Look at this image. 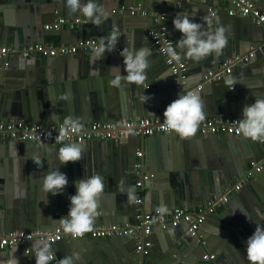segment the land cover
<instances>
[{
    "label": "water",
    "instance_id": "obj_1",
    "mask_svg": "<svg viewBox=\"0 0 264 264\" xmlns=\"http://www.w3.org/2000/svg\"><path fill=\"white\" fill-rule=\"evenodd\" d=\"M115 1L117 0H98L99 4L106 7L110 13L108 18L99 25H93L88 22L87 18L81 13L83 23L82 27L80 26L82 31L79 34V27L73 29V31L65 26L52 29L45 28V18H53V14L56 17L51 22L59 16H70L68 9L65 7V0H0V44L9 43L10 45L17 46L22 43L44 41L45 43L57 46L62 42H76L79 37H96L99 40L103 39L108 44L107 38L110 34L113 31L118 33L117 49L105 51L106 54H103L99 60H93V53H89L88 55L77 53L50 56L51 59H59L61 66L56 70L53 69L46 73L43 86L38 83L32 86L28 81L23 80L20 75L14 74L11 70L12 66L4 69L3 59L0 57V87L12 75L15 77L12 81L17 84V86L13 87V89L15 88L13 96L7 95L8 91L9 93L13 91L11 90L12 86H5L6 90L0 92V97L3 98V100L0 99L1 120L23 119L34 124H44L62 122L66 118H71L75 123L81 122L86 124L100 120H121L126 117H151L156 116L160 111L164 113L166 106L176 99L178 94L186 93L185 89L175 90V83L174 81L171 82L169 78L172 75L165 68L162 55L155 51L149 55V58L147 57L148 67L145 69L146 81L143 84L131 83L133 87L129 89L128 81L124 79L121 80L119 86L109 83L110 79L114 77V72L110 70L109 61L114 55H119L122 47L123 49L132 48L133 46L138 48L144 44L145 40L142 36H144L145 25L141 19H147L148 21L149 17L154 16V13L151 16L148 14H132L129 9L130 7H141L142 9L157 12L155 16L159 18V25L167 22L169 30H171L176 40L182 34L174 28L173 18L178 13L182 14L185 12L181 13L184 10L183 5L179 6L178 13L174 12L176 9V5H173L174 0H118L122 4V7L114 11L112 4ZM229 2L231 3V0H220L217 3H214L213 0H205L201 9L196 11V14L192 16L187 14L190 19L200 23L202 30L205 32H212L220 26H223L225 29L227 42L221 54L219 56L209 54L200 60L204 73L218 70L223 62L234 55L254 52V55L261 56V52L264 53V47L259 45V43L264 41V22L258 23L253 16L231 15L228 9ZM25 4L32 6L34 9H32V13H29V21L26 16V12L29 9L27 10ZM212 4L219 6L217 12L211 10ZM18 6H20L17 9L19 10L18 14L22 17L24 15L26 19L21 24L15 23L10 19L13 8ZM164 9L167 12V16L161 20V14ZM131 41L134 42V45H131ZM146 43L150 46L154 45L152 40ZM252 58L249 62H245V64L240 63L233 67L232 74L240 67H244L245 71L249 70L250 72L247 74L250 77H245V80L241 84L238 83L236 89H230L229 84L226 83L223 77L220 80L206 83L202 89L198 90L199 93L203 90L204 94L207 92L212 96L208 97L204 103L205 118L209 116L219 117L221 115L242 117V109L246 104L253 103L255 98L264 97L263 86L260 85L259 79L254 80L253 76L255 75L252 72L253 68H258L261 71L260 77H264V66H261L259 61H253ZM31 60L32 58L27 57L25 63L28 66L33 65L34 60L33 62ZM188 60L190 68L195 61L191 58H188ZM76 61L80 63L77 69L74 66ZM99 61H101V64ZM97 64L100 66L97 67ZM115 64L114 61L111 62V65ZM120 64L121 75L123 77L126 75L123 59ZM82 75L87 78V82L82 88H78L77 82ZM4 77L5 79H3ZM149 80L152 82V88L145 89L144 86ZM158 87L162 88L165 93L159 94ZM52 89L53 92H50ZM70 90H72L71 93L75 96L73 100ZM48 91L53 93L54 96L50 93L48 94ZM102 92H110L111 95L107 96V99L104 101L102 100ZM113 93L115 95H124L125 98L117 99L114 103L109 104L110 97L114 95ZM143 94L149 97L146 102H144ZM171 134L172 139H176V134ZM193 135L197 136V134ZM138 136L139 146L147 148L145 150L146 162H144V170H146L149 167L147 162L149 150L151 149L153 154V150L158 149L161 141L167 137L156 134ZM207 136L214 142L225 141L227 139L226 136H230L235 140L248 139L243 135L234 136L211 133ZM187 138L190 137H183L182 141ZM64 143L78 144L81 148V159L67 162L66 166H64L62 172L66 174L68 183L63 191L56 195H52L51 193L46 194L43 191L42 180L48 172L56 169V165L52 163L54 157H50L53 156L54 151L57 153L60 147L52 146V142L47 140L21 141L10 139L8 142L0 144V158L9 167L7 175L0 177V233L15 229L33 230L40 228L52 230L62 225L59 219L67 214L69 210V198L76 192L74 182L78 179L97 174L103 178L104 189L97 198L96 216L93 225L113 222L138 224L136 215L140 204L135 202L136 196H132V188L130 186L126 187L130 185V179L137 181V177L131 175V170L134 171V165L137 160V158L131 159L130 151H132V157H134V149L131 148V145L121 142L120 139ZM37 150H41L44 153L43 157L38 152L36 153ZM36 154L41 156L42 160L39 157L36 158ZM42 161L46 163L45 167L42 166ZM120 162L121 165L124 163L121 167L126 172L125 176H121L116 172L118 171ZM152 162L153 164L150 169L156 172V174L152 179L145 181L142 187L143 190L150 183L160 180L165 182V178L167 176L169 178V173L165 172L164 168L155 167L154 159H152ZM230 171L233 174L234 169L231 168V170H227L226 172L225 170L223 171L227 173V177L223 175V179L230 181L226 186L232 182ZM104 174L108 177L109 187L114 188L116 193L120 191L121 194L117 193L118 195L114 196L104 193L107 189V181L105 182ZM254 178L256 184L262 182L259 173L254 174L252 179ZM168 181L165 182L166 184H162L163 187L168 189V196L172 200H180L182 204H185L186 196H184L182 186L178 184L175 187V182H172L171 179ZM263 184L262 187L264 188ZM258 189L256 193L264 199V189H261L262 191ZM222 190L220 186L212 184L207 189L209 195L206 198L210 199L214 194L220 195ZM204 195H206V191ZM157 204L162 205V200L158 201ZM251 221L253 220L247 219L244 227H239L238 225L234 227L230 221L221 227L236 234H240V229H247L246 233L250 236L256 226L249 225L258 224L256 222H252L251 224ZM261 225L263 224L261 223ZM183 226V223H178L161 228L168 233L169 249L167 250V254L176 251V248L181 250V245H178V243H184ZM199 233L200 235L203 234L201 231ZM115 237L122 238L120 240H111L110 237L93 238L86 236L78 239H62L52 243V247L55 250H60L58 253L59 259L66 255L72 256L73 264H122L119 260V257L122 256L125 257L123 264H130L132 260H135V262L140 260L145 264L147 256L138 252L136 247H134L133 238L136 237L135 235H119ZM191 237L196 241L198 240L197 237ZM202 238L204 240V234ZM213 244V246L216 245L215 248L218 251L223 247V243L219 238L215 239ZM136 245L137 242H135ZM198 245L200 244L198 243ZM229 255L235 259L231 253ZM13 256L18 258L19 264H35L33 249L29 244L14 245L5 249L0 248V264H8V261ZM166 258L162 262L163 264H175L172 258ZM154 259L158 260V257ZM181 263L180 261L178 264ZM50 264H60V261L55 257ZM187 264H193V262L190 261Z\"/></svg>",
    "mask_w": 264,
    "mask_h": 264
},
{
    "label": "crops",
    "instance_id": "obj_2",
    "mask_svg": "<svg viewBox=\"0 0 264 264\" xmlns=\"http://www.w3.org/2000/svg\"><path fill=\"white\" fill-rule=\"evenodd\" d=\"M204 1L205 0H174L173 5L174 6L176 5V9L174 12L178 13L177 11L179 10V6L183 5L184 10H182L181 13L185 11L182 14H188L192 16L196 14V11L201 9ZM213 1L214 3L215 2L217 3L220 0H213ZM100 4L102 5L101 1H100ZM121 5L122 4H120L119 1L117 0L112 4V7L115 11V10L120 9L122 7ZM25 6L27 7V10L29 9L28 12H26L27 20L29 21L30 20L29 13L33 12L32 11L33 8L32 6H29L28 4H25ZM19 7L20 6L13 8V12L10 14V19L14 21L15 23L18 22V24H21L26 19L24 15L22 17L20 14H18L19 10L17 9ZM259 7L264 12V3L259 4ZM216 8L218 11L219 6H216V4H212L211 10L214 11ZM230 8H232V4L229 2L228 9ZM145 10L148 12L149 16H151V14L153 13H154V16L149 17L148 21L147 19H141L143 20L142 23L145 25L144 36H142V38H144L145 41L143 42L144 44L140 45L138 48L147 49L148 58H149V55L153 51L159 53L158 48L155 44L153 46H150L149 44L146 43L148 41H151V39L147 35V31L149 29H153L159 26V20H158L159 18L155 16L157 15V12H154V10H148V9H145ZM78 13L79 11H77L76 14H70V16H64V17H78V16L82 17L81 13L79 15ZM163 13L165 14L167 13L165 9ZM55 17H56L55 14H53V18L52 17L45 18V25L48 23H51V21ZM163 23L168 33L174 38L175 41H177L175 37L172 35L171 30H169V26L167 22H163ZM29 27H30V24H29ZM81 27L78 28L79 34H80V31H82ZM84 38H96V37H84ZM80 39H83V38L79 37L78 40ZM34 42H31V43H34ZM36 42L45 43L44 41H36ZM63 43H68V42H62L60 44H63ZM69 43H75V42H69ZM130 43L131 45H134L133 41H131ZM47 44H50V43H47ZM23 45H26V44L22 43L20 45L15 46V45H10L9 43H1L0 48L4 46L20 47ZM259 45H262L264 47V41L259 43ZM117 47L118 46L116 44L115 48L117 49ZM259 49H262V48H259ZM80 53L83 55L89 54L86 52H80ZM244 54L245 53H240L234 56L244 55ZM260 55L261 56L257 54L254 55L252 60L259 61L261 63V66H264V53L261 52ZM183 57L189 63L188 58L185 56ZM232 57H229L227 60H229ZM26 58L27 57H23L21 55H15L11 57L10 66H12L11 70L14 72V74H17L18 76L20 75L23 80L28 81V83L31 84L32 86H34L35 84L37 85V83L43 86L44 78H46V73H48L49 71H52L53 69L56 70L61 66L59 59L58 60L51 59L49 56L48 57H44V56L30 57L32 58L31 62H33L34 60V63L33 65L28 66L27 63H25ZM122 59H123V56L121 55V52H119V55H114V57L109 61V64L111 67L119 66L121 69L120 63ZM112 61H114V64L115 63L116 64L111 65ZM99 62L101 64V61ZM79 64L80 63L77 61H76V64H74L76 69L77 67L79 68L80 66ZM163 64L165 68L167 69L168 73L172 75V77H169L171 82L174 81L175 83L174 76L173 74H171L172 72L170 68L168 67V65L166 64L164 57H163ZM200 64H201V61H195V63L192 66H190L189 76H188V81H187L188 87H192L196 85L199 81H201L203 75L206 74L203 72ZM99 66L100 65L97 64V67ZM8 68H5V69H8ZM2 70L4 69L2 68ZM232 72L229 76L227 75L224 77L226 80V83L229 84L230 89H236L238 83L241 84L242 81L245 80V77H250L249 75H247L250 73L249 70L245 71L244 67H240L236 69V71H234L233 74ZM252 72L254 73L255 76H253ZM252 72L251 74L254 80L259 79L258 81H260V85H262L264 89V77H260L261 71L258 68H253ZM5 77L3 79H5ZM14 78L15 77L13 75L8 77L9 80L5 81L2 84V87H0V92H3L6 90L5 86L6 87L12 86L11 90L13 91H11V93H9L8 91L7 95L9 96L10 94L11 96H13V92L15 90V88L13 89V87L17 86V84H15L12 81ZM79 78L81 80L80 79L78 80L77 85L79 86L78 88H82L83 85L86 84L87 78L83 75L80 76ZM128 85H129V89L133 87L131 86L130 82H128ZM160 85L162 86V84ZM144 88L145 89L152 88V82L150 80L146 82ZM175 90L179 91L182 89L176 88V83H175ZM50 92H53V89ZM50 92L48 91V94ZM71 92L72 90H70V94L73 100L75 96ZM158 93L164 94L165 91L162 90V88L158 87ZM50 94L54 96L53 93H50ZM113 94L114 95L110 97L109 104L114 103L117 99L125 98L124 95H121V94L115 95V93ZM110 95H111L110 92H102V100L105 101L107 99V96H110ZM200 96L203 101V110L205 112L204 103L207 101L208 97H212V96H210V94L207 92L204 94L203 90L200 91ZM61 97L63 98L62 95ZM0 99L3 100L2 97H0ZM221 116H234V115H221ZM155 117H163V112L160 111V113L157 114ZM214 117H218V116H209L207 118H214ZM236 117H239V116H236ZM107 121L109 122L110 120H107ZM113 121H118V120H113ZM79 123L83 124L81 122ZM88 123H91V122H88ZM175 134H176V139L175 138L172 139L171 133L156 134L158 136H166L167 138L161 141L158 149L156 148L155 151L153 150V154L151 152V149L149 150L147 154L148 156L147 162L149 164V167H147L145 171L153 172L150 168H151V165L153 164L152 159H154L155 167H162L165 169L164 170L165 172L169 173V178L167 176V178H165V182L166 181L169 182L168 180L171 179L172 182L176 183L175 187H177L178 184L182 186L183 191H184V196H186L185 197L186 203L182 204L180 200H177V201L172 200L168 196L169 195V192L167 191L168 189L162 186V184H166V183L162 182L161 180L156 181L155 183H150V185H146L145 189L143 190L142 187L141 188L137 187V181H135V179H132V180L130 179V182H129L130 185L126 187L130 186L132 188L133 190L132 196H136L135 202L140 196L144 199L143 206L146 210H152V209L160 208L161 206H164L167 209L166 213H171L178 207L196 208L208 200V198H206L209 195V193L207 192V189L210 188L212 184L220 186V188L223 189L221 192L222 194L229 185L233 184L240 176H242L245 173L246 169L249 166V162L251 160L259 159L260 157H262L264 153V145L260 144L257 140H252L251 138H248L245 140H242V139L235 140L230 136H226L227 139L225 141L214 142L210 140L208 136L191 135L189 136L190 138H187L186 140L182 141L183 137L180 136L178 133H175ZM138 138H139L138 135L131 134L128 138L120 139V140L121 142H126L131 145V148L134 149V152H133L134 157H132V151H130L131 159L137 158L136 163L141 162L144 168L145 166L144 162H146L145 161V158H146L145 150H147V148H143L142 146L141 147L139 146ZM9 140L0 139V144L6 143ZM62 144H68V143H64V142L52 143V146L60 147ZM137 151H142L143 154L141 157L137 156L136 154ZM37 152L38 154H41V156L43 157L44 153L41 150H37L36 153ZM57 153L56 151H54L53 156L50 158L54 157L52 160V163L56 165L55 167L56 169H59L62 172L67 162L61 163L59 159L57 158ZM41 156L36 154V158L39 157L42 160ZM136 163L134 165V171L131 170V175H133L134 177L136 176L135 174ZM41 164L43 167L46 166V163L44 161H42ZM119 164L120 165L118 166V171L116 172H118L121 176H125L126 172L125 170H122V167H121L124 165V163L123 165H121V162ZM231 168L234 169L233 174H232V171H230L232 182L229 183L228 186H226V184L230 181H228V179L226 180L223 179V175L227 177V173H224L223 171L225 170L226 172L227 170H231ZM8 172H9V167L0 158V177H5ZM153 173L156 174V172H153ZM259 174L261 175V180H262L261 183L256 184L255 178L250 179L249 182L243 185L242 190L239 189L235 193H232L226 203L218 206L217 209L213 213H210L207 216V219L205 220V222L202 224L200 228V231L204 234V237H205L204 240L202 238V242L192 239L188 231L187 224L183 223L185 226V227L184 226L182 227L183 232H184L183 234L184 243H178V245H181V250L180 249L178 250L176 248V251L171 252V254H167V250L169 249V241L167 239L168 233H166V231L161 228L154 229L152 234L149 236V238L152 241V249L150 250L149 254L146 255L147 257H146L145 264H160L165 259H167L166 257L172 258L173 263L175 264H178L180 261L182 262L181 264H187L190 261L193 262V264H249V261L246 258V252H245L246 240L249 237L246 233L247 229L245 230L240 229L241 230L240 234H236L234 232H229L225 230L221 226L223 224H226V222L230 221L232 222L234 227L237 225L239 227H244L245 225L244 223H246L245 221L247 219L253 220L251 221V224L252 222H256L260 225L261 223L264 225V199L261 197V195L258 196V194L256 193L258 188H259L258 190L264 189L262 187V184L264 183V171H262ZM107 178L108 177L105 175V182L107 181L106 183L107 189L105 190L104 193L109 194V195H114V196H117L118 195L117 193L121 194L120 191L116 193L114 191V188L109 187ZM205 191H206V195H204ZM214 195H217V194H214ZM263 197H264V194H263ZM160 199L162 200V205L157 204L158 201H161ZM106 224L108 223H104L100 225H106ZM109 224L127 225L131 223L130 222H124V223L113 222ZM100 225H93V227L100 226ZM249 226L254 227L256 225H249ZM36 229H40V228H36ZM203 234L201 235V237L203 236ZM110 238L111 240H120L122 237L114 236ZM126 238H131V237H126ZM134 238H133L134 247H136L135 242H137L138 238L136 237ZM217 238H219L221 242L223 243V247H221V250L219 251L216 250L215 248L216 245L213 246L214 245L213 243L215 239ZM34 243L35 242H31L29 245L31 246ZM198 243L200 245H198ZM59 252H60L59 249L55 250V257L58 259V261H60L58 257ZM206 253L215 254V258L212 260L204 259L203 256ZM230 253L235 257L236 260L230 257L229 255ZM157 257H158V260L154 259ZM119 260L123 264L125 261V257L123 256L119 257ZM135 263H136L135 260H132L130 262V264H135Z\"/></svg>",
    "mask_w": 264,
    "mask_h": 264
},
{
    "label": "built area",
    "instance_id": "obj_3",
    "mask_svg": "<svg viewBox=\"0 0 264 264\" xmlns=\"http://www.w3.org/2000/svg\"><path fill=\"white\" fill-rule=\"evenodd\" d=\"M264 0H231L232 8L229 9L231 15L253 16L258 23L264 22V12L260 9L259 4ZM132 14L147 15L148 12L141 7H130ZM217 12V8L214 10ZM166 17L165 13L161 14V20ZM83 23L82 17H64L59 16L53 22L45 25L46 29L59 28L65 26L73 30L80 27ZM148 37L157 46L159 53L164 57L166 64L170 68L176 83V88L198 91L204 87L206 83L220 80L225 76H229L235 65L249 62L254 52L244 55H238L223 62L216 71H209L204 74L201 81L192 87L187 86L189 76V64L183 55L179 60L173 59L167 53L169 47H177L176 41L168 33L166 27L160 24L158 27L147 31ZM101 40L97 38H83L75 43H63L60 45H52L43 42L29 43L20 47H1L0 57L3 59V68L10 66V59L15 55L23 57L53 55L77 54L80 52L93 53L95 45ZM107 45V43L104 41ZM115 49V47L113 48ZM236 116H221L214 118H204L198 124L195 134L207 136L211 133L241 136L238 130L239 119ZM78 127L68 128L67 134L61 136L60 130L65 128V121L34 124L23 119L4 121L0 119V139L22 140V141H50L52 143L62 142H84L87 140H106V139H126L131 134L136 135H153L164 133H176L165 124L164 117H137L124 118L118 121H94L88 124L76 123ZM264 145V141L257 140ZM138 157L142 156V151L136 152ZM264 171V153L259 159H253L249 162V166L245 173L240 176L233 184L220 195H214L202 205L196 208L178 207L171 213H161L159 208L146 210L143 206V198L140 196L136 202L140 204L137 208L138 224H106L95 226L90 232L83 236L74 237L71 233L63 230L62 225L52 230L44 229H15L0 233V248H8L14 245H27L34 240L47 239L50 243H55L62 239H78L83 237L106 238L119 235H135L137 239L136 249L143 255L149 254L152 241L149 236L156 228H165L170 224L186 223L191 236L197 237L202 242L200 228L210 213H213L218 206L226 203L230 195L243 187L252 179L254 174ZM135 174L137 176V186L143 187L145 181L155 176L153 172H147L143 168L141 162L136 163ZM204 259L212 260L215 254L206 253ZM135 264H143L141 261Z\"/></svg>",
    "mask_w": 264,
    "mask_h": 264
},
{
    "label": "clouds",
    "instance_id": "obj_4",
    "mask_svg": "<svg viewBox=\"0 0 264 264\" xmlns=\"http://www.w3.org/2000/svg\"><path fill=\"white\" fill-rule=\"evenodd\" d=\"M65 7L69 14H76L79 11L93 25L101 24L110 14L98 0H65ZM173 26L182 34L176 41L180 51L169 47L167 53L176 60H179L181 55L194 61H200L209 54L219 56L227 42L223 26L217 27L212 32H205L202 30V25L190 19L187 14L178 13L173 18ZM107 39V45L101 39L100 43L94 46V61L99 60L105 51L113 50L118 43V33L113 31ZM121 55L126 75L122 77L120 67L112 66L110 70L114 72V77L109 83L119 86L124 79L130 83L143 84L146 81L148 50L133 46L122 49ZM148 99L149 97L144 95V102ZM163 117L168 129L180 136L187 137L195 134L199 122L205 118L200 93L190 90L178 94L177 98L166 106ZM65 125L66 127L60 130L61 136L67 134L68 128L78 127L71 118L65 119ZM238 130L244 137L264 141V97L255 98L253 103L243 107ZM57 158L61 163L78 161L81 159V148L75 143L62 144ZM67 183L66 174L55 169L44 176L42 189L46 194L56 195L63 191ZM74 183L76 192L69 198V210L59 221L65 232L71 233L74 237H80L93 228L97 198L104 189V183L103 178L98 174L78 179ZM159 211L165 213L167 209L161 206ZM31 247L35 264H50L55 259V250L47 239H38ZM245 252L249 264H264V225L256 224L253 233L246 240ZM8 264H19L18 258L13 256ZM60 264H73V257L67 255L61 257Z\"/></svg>",
    "mask_w": 264,
    "mask_h": 264
}]
</instances>
